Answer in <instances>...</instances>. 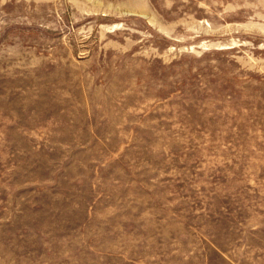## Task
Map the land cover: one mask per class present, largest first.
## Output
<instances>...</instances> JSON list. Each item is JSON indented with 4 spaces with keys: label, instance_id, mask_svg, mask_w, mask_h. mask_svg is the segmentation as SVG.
<instances>
[{
    "label": "rangeland",
    "instance_id": "1",
    "mask_svg": "<svg viewBox=\"0 0 264 264\" xmlns=\"http://www.w3.org/2000/svg\"><path fill=\"white\" fill-rule=\"evenodd\" d=\"M0 264H264V0H0Z\"/></svg>",
    "mask_w": 264,
    "mask_h": 264
}]
</instances>
